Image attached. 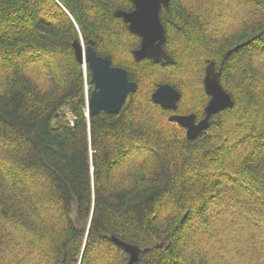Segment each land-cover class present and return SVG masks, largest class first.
Masks as SVG:
<instances>
[{
	"label": "trees",
	"instance_id": "obj_1",
	"mask_svg": "<svg viewBox=\"0 0 264 264\" xmlns=\"http://www.w3.org/2000/svg\"><path fill=\"white\" fill-rule=\"evenodd\" d=\"M131 8L0 0V264H126L112 236L134 264H264V0H169L167 65L134 58ZM81 39L137 83L117 113L86 114ZM211 61L233 105L188 139L168 116L203 115Z\"/></svg>",
	"mask_w": 264,
	"mask_h": 264
},
{
	"label": "water",
	"instance_id": "obj_2",
	"mask_svg": "<svg viewBox=\"0 0 264 264\" xmlns=\"http://www.w3.org/2000/svg\"><path fill=\"white\" fill-rule=\"evenodd\" d=\"M134 5L132 10L118 9L114 11L116 17L122 18L127 23L128 29L141 37L140 46L133 50L134 58L139 61L151 58L156 63L163 65L172 63V58L163 48L165 40L164 28L159 19L161 6L167 7L169 0H131ZM84 49L85 60L90 70V83L93 88L87 100V112L94 115L99 111L109 114L117 113L127 95L137 88V83L129 78L128 72L121 66H114L108 56L99 55L94 48V42L88 39ZM75 55L82 61L81 50L83 45L75 40L72 43ZM228 54V53H227ZM205 93L209 96L204 107L205 116L195 122V114L170 115L168 120L177 122L186 128V137L194 139L208 128L209 118L225 108L233 105V100L220 84V71L215 70L211 61L205 68L203 77ZM154 103L162 108L175 109L180 98L179 91L169 83H161L151 94ZM113 242L129 254L126 264H134L138 260L139 249L136 246L112 236Z\"/></svg>",
	"mask_w": 264,
	"mask_h": 264
},
{
	"label": "bare ground",
	"instance_id": "obj_3",
	"mask_svg": "<svg viewBox=\"0 0 264 264\" xmlns=\"http://www.w3.org/2000/svg\"><path fill=\"white\" fill-rule=\"evenodd\" d=\"M167 6H168V5H167ZM131 10H132V9H131ZM159 19H160V18H159ZM125 23H126V22H125ZM163 28H164V27H163ZM130 32H131V31H130ZM164 35H165V32H164ZM87 40H88V39H87ZM87 40H86V41H87ZM77 41L81 42L82 45L84 44L82 39H81V40H77ZM86 44H87V42H86ZM86 44H85V46H84V45L82 46V47H83V50H81L82 61H79V60L77 59L79 62H82V63L84 64V68H85V65L88 66V62L85 60V54H84V49H85V47H86ZM162 45H163V44H162ZM94 48H95V47H94ZM163 48H164V47H163ZM95 50H96V49H95ZM164 50H165V49H164ZM96 51H97V50H96ZM165 51H166V50H165ZM74 53H75V50H74ZM166 53H167V51H166ZM167 54H168V53H167ZM99 55H100V54H99ZM168 55H169V54H168ZM75 56H76V55H75ZM102 56H103V55H102ZM104 56H108V55H104ZM133 56H134V55H133ZM169 56H170V55H169ZM108 57H109V56H108ZM170 57H171V56H170ZM76 58H77V57H76ZM109 58H110V57H109ZM171 58H172V57H171ZM143 59H145V58H143ZM150 59H151V58H150ZM110 60H111V59H110ZM151 60H152V59H151ZM172 60H173V58H172ZM152 61H153V60H152ZM153 62H154V61H153ZM111 63H112V61H111ZM155 63H156V62H155ZM172 63H173V61H172ZM159 64H161V63H159ZM169 64H171V63H169ZM112 65H113V64H112ZM162 65H163V64H162ZM165 65H167V64H165ZM114 66H118V65H114ZM121 67H122V66H121ZM123 68H124V67H123ZM88 69H89V67H88ZM215 70H216V69H215ZM89 71H90V70H89ZM216 71H217V70H216ZM127 72H128V71H127ZM160 84H161V83H160ZM91 85H92V84H91ZM158 85H159V84H158ZM158 85H157V86H158ZM171 86H172V85H171ZM172 87H173V86H172ZM92 88H93V86H92ZM156 88H157V87H156ZM173 88H174V87H173ZM174 89H176V88H174ZM136 90H137V88H136ZM136 90H135V91H136ZM176 90H177V89H176ZM135 91H134V92H135ZM154 91H155V90H154ZM154 91H153V92H154ZM177 91H178V90H177ZM134 92L129 93V94L127 95V97H128L129 95L133 94ZM153 92H152V93H153ZM179 94H180V93H179ZM89 96H90V95H89ZM127 97H126V98H127ZM151 98H152V97H151ZM87 100H88V99H87ZM125 100H126V99H125ZM123 103H124V102H123ZM207 103H208V102H207ZM206 105H207V104H206ZM164 109H166V108H164ZM167 109H171V108H167ZM176 109H177V107H176L175 109H171V110H176ZM87 113H88V112H87ZM189 114H191V113H189ZM193 114H195V113H193ZM170 115H187V114H176V113H174V114H170ZM170 115H169V116H170ZM169 116H168V117H169ZM204 116H205V115H204ZM201 119H202V118H201ZM201 119H200V120H201ZM174 122H175V121H174ZM195 122H196V115H195ZM196 123H197V122H196ZM208 127H209V126H208ZM183 128H184V127H183ZM185 129H186V128H185ZM206 130H207V129H205L204 131H206ZM204 131H202L201 133H203ZM185 133H186V132H185ZM201 133H200V134H201ZM200 134H199V135H200ZM199 135H197V137H198ZM197 137H196V138H197ZM194 139H195V138H194Z\"/></svg>",
	"mask_w": 264,
	"mask_h": 264
},
{
	"label": "flooded vegetation",
	"instance_id": "obj_4",
	"mask_svg": "<svg viewBox=\"0 0 264 264\" xmlns=\"http://www.w3.org/2000/svg\"><path fill=\"white\" fill-rule=\"evenodd\" d=\"M131 1V0H130ZM132 3V2H131ZM168 4H169V2H168ZM134 8V5H133V3H132V8L131 9H133ZM168 9V6L165 8V7H163V6H161L160 7V9H159V18H160V21H161V23H162V25H163V27H164V32H165V26H164V24H163V21H162V19L164 18V14H165V11ZM126 25H127V23H126ZM132 34H134V35H136L138 38H139V43H138V46L136 47V48H134V49H137L139 46H140V42H141V37L139 36V35H137V34H135V33H132ZM165 40H166V35H165ZM165 40H164V43H163V47H164V49H165ZM145 59H150V58H145ZM142 60V59H141ZM151 60V59H150ZM206 94V93H205ZM207 95V94H206ZM208 96V95H207ZM208 99H209V96H208ZM208 99L206 100V102L208 101ZM205 102V103H206ZM205 107V106H204ZM203 108V107H202ZM174 113H176V114H180V113H177V112H172L171 114H174ZM191 113V112H190ZM187 114H189V113H187ZM204 115H205V113H204V108H203V115H201V116H199L198 118H197V116H196V122H198L201 118H203L204 117ZM212 117V116H211ZM211 117L209 118V125H210V119H211ZM185 129V128H184ZM185 132H186V129H185ZM202 134V133H201ZM200 134V135H201ZM199 135V136H200Z\"/></svg>",
	"mask_w": 264,
	"mask_h": 264
},
{
	"label": "rangeland",
	"instance_id": "obj_5",
	"mask_svg": "<svg viewBox=\"0 0 264 264\" xmlns=\"http://www.w3.org/2000/svg\"><path fill=\"white\" fill-rule=\"evenodd\" d=\"M83 43H84L83 45L85 46V44H86L85 41H83ZM85 88H86V90L88 89V84H86ZM86 114H88V113H86ZM67 119L70 120V121H72V118H71L70 113H67Z\"/></svg>",
	"mask_w": 264,
	"mask_h": 264
}]
</instances>
